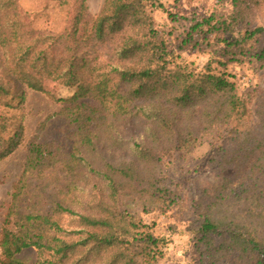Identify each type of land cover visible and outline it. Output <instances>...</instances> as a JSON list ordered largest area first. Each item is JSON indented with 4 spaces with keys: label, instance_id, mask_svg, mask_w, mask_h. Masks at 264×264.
<instances>
[{
    "label": "trees",
    "instance_id": "1",
    "mask_svg": "<svg viewBox=\"0 0 264 264\" xmlns=\"http://www.w3.org/2000/svg\"><path fill=\"white\" fill-rule=\"evenodd\" d=\"M54 1L66 18L39 26L37 12L0 0V160L23 140L25 94L16 83L46 93V81L76 86L56 113L67 123L68 147L37 138L28 145L1 222L0 264H25L17 255L28 248L35 264H158L165 239L128 200L144 212L180 204L164 166L219 128L229 129L235 156L251 162L204 188L193 205L192 264H264V106L253 111L256 124L245 125L249 94L225 71L243 56L264 64V25L250 27L264 0H230L229 14L190 26L182 41L201 32L209 47L199 70L156 27L151 11L160 0H104L94 16L87 0ZM55 170L65 185L44 204L33 200Z\"/></svg>",
    "mask_w": 264,
    "mask_h": 264
},
{
    "label": "rangeland",
    "instance_id": "2",
    "mask_svg": "<svg viewBox=\"0 0 264 264\" xmlns=\"http://www.w3.org/2000/svg\"><path fill=\"white\" fill-rule=\"evenodd\" d=\"M20 5L27 10L37 12L35 22L45 25V22L57 20L62 23L64 14L59 12V7L54 0H18ZM104 0H87L88 12L96 15ZM162 7L152 9L156 27L163 31L168 41V48L173 49L186 59L188 64L198 70L206 63L209 55L206 41H201L203 33H192V42L186 44L183 37L190 30V26L211 13L229 14L232 10L230 0H160ZM250 27L264 25V2L258 6L250 16ZM198 38L197 45L194 39ZM264 39L260 43H263ZM1 54V51H0ZM239 61L229 62L225 68L230 80L234 82L240 94H249L251 110L245 125L253 127L258 118L253 113L257 106H264V64L253 63L248 57H240ZM23 88L24 100V134L19 147L9 156L0 160V228L4 214L10 201L13 184L19 178L23 169L29 143L37 138L38 141H54L61 147H68L67 123L56 113L63 106L59 98H68L75 94L76 86H64L51 81H46L45 89L40 92L15 84ZM78 102L94 104L89 97H79ZM228 128H219L214 135L205 138L191 152H177L170 163L164 166L165 182H173L181 193L180 204L172 206L165 213L157 210L144 212L142 207L134 200H128L127 209L137 213L147 223H156L154 232L164 237L163 257L158 264H192L198 258L194 239L191 233V211L193 205L204 194L203 189L209 188L222 179L235 172L239 174L246 169L251 160L241 162L235 156V143L230 139ZM225 152L219 150L220 146ZM233 159L227 162L228 158ZM46 173L44 182L48 185L43 192H34L33 200L46 203L49 192L65 185L66 177L61 171ZM42 206V205H41ZM47 205L42 209L47 210ZM25 264H35L36 250L28 248L17 255Z\"/></svg>",
    "mask_w": 264,
    "mask_h": 264
}]
</instances>
